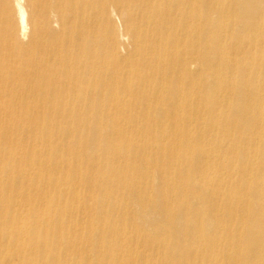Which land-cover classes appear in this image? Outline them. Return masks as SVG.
Listing matches in <instances>:
<instances>
[{"label": "bare ground", "instance_id": "1", "mask_svg": "<svg viewBox=\"0 0 264 264\" xmlns=\"http://www.w3.org/2000/svg\"><path fill=\"white\" fill-rule=\"evenodd\" d=\"M117 10L126 23L127 33H120L125 50L111 43L104 48L95 34L106 26L112 38L109 21ZM261 53L264 0H0V113L11 116H0V175L19 164L7 148L20 134L17 117L37 127L35 141L49 153L37 159L36 151L28 152L29 165L11 182L13 195L0 193V264H16V257L18 264H94L88 261L95 252L96 264H123L121 252L130 249L121 238L131 229L150 232L157 248L156 239L166 237L170 252L159 264H264ZM205 69L218 73L216 84H203ZM35 109L43 116H34ZM55 119L74 127L52 128L48 121ZM120 123L164 129L172 137L162 148L168 153L144 157L148 148L116 142L114 132L98 126ZM81 125L97 128L82 137L75 128ZM98 149L108 166L85 171L76 151ZM36 166L66 169L69 176L56 181L37 168V179L22 182ZM75 185L90 193L83 201ZM34 186L54 188L58 196L51 202L65 198L69 206L52 218L34 210L23 218L24 203L15 196L29 202L26 190ZM93 205L111 215L60 221ZM123 220H132L131 229Z\"/></svg>", "mask_w": 264, "mask_h": 264}, {"label": "rangeland", "instance_id": "2", "mask_svg": "<svg viewBox=\"0 0 264 264\" xmlns=\"http://www.w3.org/2000/svg\"><path fill=\"white\" fill-rule=\"evenodd\" d=\"M115 14V15H114ZM213 17H217L216 15H213ZM129 18V17H127ZM230 18L232 19V21L234 22V18L232 14H228L226 15V20H230ZM15 19L16 22V27L14 28L13 31V35L14 36H18L19 35V29L17 27V19ZM126 19V18H125ZM110 27L112 29H110L113 33L112 38H107L106 37V26L103 27L100 30H97L95 32V34L99 37L100 39V43L101 45L105 48L107 45H109L110 43L113 44L115 47H117L118 49H126V45L122 46L121 41H120V33H122L123 35L127 33V28H126V23L124 22V14L123 12H120V10H117L115 13L112 14L111 18H110ZM234 25H237L236 22H234ZM233 33V32H232ZM230 41V40H228ZM24 43H26L27 41H23ZM201 45L202 47H207L208 46V41L206 39H202L201 40ZM123 52V51H121ZM123 54V53H122ZM264 54V53H261ZM264 57V55H262ZM262 57V58H263ZM219 75L218 73H215L214 71L210 70V69H205L202 71V82L205 86H209L211 84H216L214 83V80L212 81V79L217 78ZM219 86H217L218 88ZM204 101V99H203ZM252 104H254V101H252ZM138 108V107H137ZM136 109V108H135ZM26 115V113H24ZM34 116L38 117H42V111L40 109H35ZM0 116L2 117H7V119H9L10 114L9 111H2L0 113ZM33 117V116H32ZM15 121L17 124H20V126L18 125V129L20 134L18 135L17 139L15 142H8L9 144L7 145L8 151L14 153L15 152V156L18 157L19 159V164L18 166H16L15 164L9 165L7 162H3L1 163L2 166H6V164H8V166H6V172L0 175V193H4V195L6 194V198H9L13 195V191H12V187H11V182L14 179L19 178V168L25 169L27 168L24 158L28 155V152L32 151L35 152L37 155V159L38 157L41 158L43 154H45L44 157L49 156V153H43V151L45 152V148H44V143L41 142H36L35 141V131L37 130L36 126H31L30 122L27 120V118L25 116L22 117H17L15 118ZM50 124H54L52 126V128H56L57 125L60 124L59 119H55L53 122H49ZM49 126V125H47ZM47 126H43V127H47ZM99 128L104 129V130H108V131H112L114 132V134L112 135V138L114 139V141L118 142V140L123 141L126 144H129L130 146H132L133 148L142 151L145 148H148V150H146L144 152V157H151L154 153H157L160 151V153H168L166 150H163V147H167L170 143L169 139H172L171 136H168V132L167 133H163L166 132L164 129L160 130L159 128H157V126L155 125H143V124H138V125H134L132 123H120L118 125H98ZM170 126V124H168V127ZM32 127V128H31ZM36 127V128H35ZM41 127L40 130L43 128ZM57 127H61L64 128L66 130H69L70 128H73L74 126L72 125H68L66 123H61V125L57 126ZM116 127V128H115ZM76 130L80 131V134L82 137H90L91 135L88 134L87 132L89 130H94L97 127L95 126H91V125H85V126H78L75 127ZM115 129H119V130H115ZM30 131H33V133H30ZM116 131L119 133L117 134ZM241 133V132H240ZM10 135V137L13 136V132L11 131V133H8V136ZM244 135V134H243ZM51 137H54L53 135ZM57 137V135H56ZM165 137V138H164ZM220 139V138H219ZM67 140L62 141L59 139V142H64L66 143ZM224 141V138L220 139V142ZM223 143V142H222ZM178 146L181 145L180 141H178L176 143ZM22 146V147H20ZM115 147H111L109 151L114 150ZM165 149V148H164ZM77 153L81 154L83 156V160L81 161L80 167L83 168L85 171L90 170V172L92 173H98V171H100V169L106 167L107 161H106V155L100 150L98 149L95 152L87 153V152H83V151H76ZM30 154V153H29ZM85 157V158H84ZM29 158H32L29 157ZM87 158V159H86ZM94 158L97 162L94 163H89V159ZM29 159L26 160V162ZM121 161H119L117 164H115L116 166H119L121 163ZM138 164V163H136ZM102 166V167H101ZM37 168H42L43 170H45L46 172L45 175L49 174L50 176H52L53 178H55L56 181H61L63 182L64 180H66L69 176V170H62L60 168H47V167H35L34 170L31 171V177H21V181L24 183H28V182H33L35 179H37L38 175L41 173V171H39ZM153 169V168H151ZM223 173H225L227 175V172L224 171ZM38 174V175H37ZM132 174H136L138 175L137 170L134 168V170H132ZM35 175H37V177H34ZM156 175V174H154ZM158 175V174H157ZM156 175V176H157ZM57 176V177H56ZM229 176V174H228ZM234 178V175L232 174V179ZM28 181V182H26ZM155 185H157L155 183ZM71 186V185H70ZM68 186V187H70ZM72 188V187H70ZM69 188V189H70ZM239 190L243 191L242 187H238ZM234 190V188H232ZM26 190V189H25ZM24 190V191H25ZM75 190L78 192V194L82 195V201H83V197H88V192L85 190V187L83 186H79V185H75ZM2 191V192H1ZM28 193H30L31 197L29 202H24L20 196H15V199L17 202H21L23 204V208L18 212L20 214V216H23V218L25 217V213L30 211V210H34L36 211L37 216H39L40 218L43 217H55L59 215L58 209H63L66 208L67 206H69L68 202L65 200V198L57 200L55 202H51V198L52 197H57L58 196V192L50 187H43L41 186L40 189H38V191L35 189V186L32 188H27L26 190ZM25 191V193H27ZM43 196H49L48 199L44 202L43 201ZM90 206V205H89ZM94 207H91L88 211H84L83 213L79 214L77 218H71V215L69 213L67 214H62L61 216V220L62 218H64L63 220H67V219H71V220H80V222L86 223L88 220L92 219L94 217L98 218V216L102 215L100 218H105L107 216H110L111 213H107L106 214H102L101 211L98 209L97 206L93 205ZM3 207V205L0 202V209ZM38 207V208H37ZM14 212V210H13ZM132 212V211H129ZM6 212L2 213V216H5ZM16 213V212H14ZM27 214V213H26ZM69 220V221H71ZM132 221V220H131ZM131 221L129 220H123L120 222L122 227H128L131 229ZM72 223V221H71ZM76 223V222H74ZM74 223L73 227H74ZM76 226H78V223L75 224ZM86 225H79V228H82ZM132 232H130L129 236H125L123 238H121V243L125 244L127 246V248L129 247L130 251H124L121 252V261L123 262V264H127L128 261H131L134 259H136V264H159L160 263V257L167 259V254L170 252V248L168 246V244L166 243V237H159L156 239V244L157 246H159L160 248H157L155 243L152 242V237L155 236H150V232H145V231H139V232H133V229H131ZM132 234V235H131ZM135 238V240H134ZM156 238V237H155ZM73 245H79L81 242L80 241H73L71 240ZM135 241V242H134ZM31 241H28L27 245H31ZM160 244V245H159ZM85 245V242H84ZM65 246V245H64ZM60 248H62V246H59ZM66 247V246H65ZM156 247V248H155ZM194 248V247H193ZM193 248H189L187 247V249H190L189 251H191ZM243 247L241 246L240 249H242ZM184 248H181L182 251ZM153 250H161V252H164V257L161 256L159 254V252H155ZM234 250L232 249V252ZM103 252V251H102ZM95 254V255H94ZM27 255V253H25V256ZM94 256V257H93ZM99 256L100 253H92L91 257L89 258V263H98L99 260ZM27 257V256H26ZM123 259V260H122ZM148 259V260H147ZM171 261V259L169 260ZM20 257H16V259H14L13 263H20ZM27 263H31V264H41V261H39L38 259L36 260H28ZM165 264H167V261H165Z\"/></svg>", "mask_w": 264, "mask_h": 264}]
</instances>
